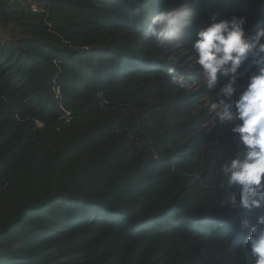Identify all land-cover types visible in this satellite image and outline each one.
Returning a JSON list of instances; mask_svg holds the SVG:
<instances>
[{
  "label": "trees",
  "instance_id": "obj_1",
  "mask_svg": "<svg viewBox=\"0 0 264 264\" xmlns=\"http://www.w3.org/2000/svg\"><path fill=\"white\" fill-rule=\"evenodd\" d=\"M184 3L181 47L142 38ZM216 13L264 28V0H0V264H251L240 220L264 209L221 206L227 78L207 89L191 50ZM253 74L249 55L233 110Z\"/></svg>",
  "mask_w": 264,
  "mask_h": 264
},
{
  "label": "clouds",
  "instance_id": "obj_2",
  "mask_svg": "<svg viewBox=\"0 0 264 264\" xmlns=\"http://www.w3.org/2000/svg\"><path fill=\"white\" fill-rule=\"evenodd\" d=\"M195 15V9L187 3L155 13L142 38L153 41L162 50L179 48ZM246 24L245 16L233 14L221 18L219 13L213 14L197 31L191 50L207 89L216 85L218 76L227 78L216 93V102L209 106L219 125L235 124L231 130L238 136L237 149L219 168L224 177L221 187L238 190L232 191L221 206L230 204L233 210L250 212L264 209V28L246 34ZM249 55L255 74L249 77L248 86L235 101L233 110L228 101L237 92L239 70ZM172 83L185 91L191 87L183 77H174ZM240 227L247 232L246 255L250 256L251 264H264V215L254 224L242 219Z\"/></svg>",
  "mask_w": 264,
  "mask_h": 264
}]
</instances>
